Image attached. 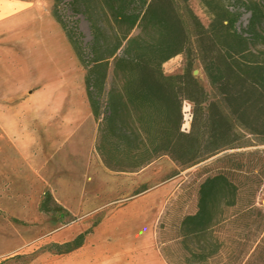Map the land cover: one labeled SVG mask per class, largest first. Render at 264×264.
<instances>
[{
	"label": "trees",
	"instance_id": "obj_1",
	"mask_svg": "<svg viewBox=\"0 0 264 264\" xmlns=\"http://www.w3.org/2000/svg\"><path fill=\"white\" fill-rule=\"evenodd\" d=\"M54 1L53 17L86 71L89 106L99 121L95 150L110 172L138 173L164 157L177 167L195 164L237 128L264 140V0H237L235 6L197 0L207 26L192 0H71L73 14L89 24L88 59L75 41L78 28L70 31L57 17L62 0ZM239 6L250 15L243 30L237 27L241 13L231 11ZM183 53L185 71L166 75L162 63ZM195 62L210 92L193 75ZM178 96L192 101L189 130ZM263 187L264 149L221 157L199 186L196 210L176 215L170 229L164 222L172 213L168 202L156 227L162 257L168 264H264ZM40 211L67 214L50 191ZM91 233L41 252L69 254Z\"/></svg>",
	"mask_w": 264,
	"mask_h": 264
},
{
	"label": "rangeland",
	"instance_id": "obj_2",
	"mask_svg": "<svg viewBox=\"0 0 264 264\" xmlns=\"http://www.w3.org/2000/svg\"><path fill=\"white\" fill-rule=\"evenodd\" d=\"M70 1L62 0L56 14L70 31L74 26L78 28L81 37L80 40L75 38V41H79V48L85 59H88V48L92 41L89 24L83 16L73 14L69 6ZM225 1L227 5L235 6L238 3L241 5L237 0ZM54 5V0H38L39 14H36L35 20L28 21L24 28L17 32L0 33V96L8 98L17 89L19 93L9 100L34 99L36 102L49 105L48 109L29 111L25 125L22 122L25 131L39 141L48 139L56 126L61 132L65 129L68 133V126L75 123L77 119L75 112L79 109L89 111L88 120L76 132L74 147L62 151L54 161L49 160V164L41 172H33L29 168L0 127V223L2 222L4 227L5 224L9 225L11 251L16 250L15 256L24 255L23 258L9 259L6 264H42L41 260L36 262L34 258L43 254L40 253L41 250L51 243L50 239L57 232L62 233L58 240L65 241L69 237L70 227H80L83 224L93 227L105 216V211H101L91 221H85L82 217L75 218L69 215L65 217L64 213L61 215L63 219H60L59 215H46L40 211L46 191H50L53 197L60 198L63 202L80 200L83 192L86 195L88 193L93 195V191L98 192L100 202L103 198L106 202L110 199H121L120 202L105 209L110 212L123 204L129 191L132 193L135 191V185L138 194L156 189L162 192V198L170 197L169 203L173 202L172 213L164 221L166 229H170L172 223L176 221V215L196 210L199 186L207 175L215 172L217 161L221 157L240 151L264 149V140L237 128L223 143L206 149L195 164L186 167H177L169 158L164 157L133 175L115 176L97 172L96 175L91 174L93 169L97 170V162H93V159L96 158L94 143L99 121L93 117L89 106L85 87L86 71L61 26L53 17ZM191 6L202 23L207 26L209 18L199 2L192 0ZM231 9L241 13L237 27L239 30L245 29L249 13L241 6ZM51 38H61L64 42L74 63L73 71L80 76L83 84L81 97L78 100L69 99L61 106L56 104V97L50 92L49 83L39 79L40 63L34 58L41 49L47 48ZM187 62V54H180L163 67V71L170 76L182 74ZM195 70H199L196 78L200 85L210 92L207 79L198 62L193 66V72ZM109 81L108 78L107 83ZM2 111L5 110H0ZM184 113V128L189 130L191 106L186 108ZM258 204L264 208V187L258 197ZM155 226L156 220L154 235ZM46 257L45 262L48 263L49 256Z\"/></svg>",
	"mask_w": 264,
	"mask_h": 264
},
{
	"label": "crops",
	"instance_id": "obj_3",
	"mask_svg": "<svg viewBox=\"0 0 264 264\" xmlns=\"http://www.w3.org/2000/svg\"><path fill=\"white\" fill-rule=\"evenodd\" d=\"M38 11V0H0V33H14L24 28L28 21L35 20L36 14H39ZM17 93L19 91L15 89L8 98L0 96V110H5L0 112V127L13 142L16 151L25 159L29 168L33 172H41L49 164V160L54 161L62 151L74 147L76 132L88 120L89 111H86L77 123L69 124L68 133L65 129L61 132L56 126L48 139L39 141L25 131L22 122L25 125V118L29 111L44 110L50 107L47 103L36 102L34 99L9 100ZM75 129L76 131L73 132ZM95 143L96 158L93 159V162H97V170L93 169L91 174L96 175V172L115 176L137 174H117L107 170L96 153ZM33 145H37V147L33 148ZM88 162L90 164V159ZM134 188L135 191L133 193L129 191L123 204L110 212L105 209L120 202L121 199H110L106 202L103 198L100 202L97 191H93V195L91 193L86 195L83 192L80 200L77 199L73 202H63L54 196L57 203L65 209L67 213L65 217L69 215L91 221L101 211H105V216L93 227H89L87 224L70 227L69 237L65 241L58 240L62 236L61 232H57L50 239L51 243L64 244L92 229V233L86 237L84 245L78 250L64 255L40 252L43 254L36 255L34 260L36 259V262L41 260L42 264H168L157 247L156 227L166 210L170 197L162 198V192L156 189L138 194L136 185ZM119 192L121 191L119 190ZM59 218L63 219L62 216ZM154 220H156L155 235ZM73 221L75 220L73 219ZM10 244L9 225L5 224L4 227L1 222L0 262L15 257L16 250L11 251ZM46 256H49L48 263L45 262Z\"/></svg>",
	"mask_w": 264,
	"mask_h": 264
},
{
	"label": "bare ground",
	"instance_id": "obj_4",
	"mask_svg": "<svg viewBox=\"0 0 264 264\" xmlns=\"http://www.w3.org/2000/svg\"><path fill=\"white\" fill-rule=\"evenodd\" d=\"M34 58L40 63L39 79L49 83V90L55 95L57 105L61 106L69 99L78 100L81 97L82 80L73 71L74 63L61 38H51L47 48L41 49ZM85 113L80 109L75 112L77 119L74 122L77 123Z\"/></svg>",
	"mask_w": 264,
	"mask_h": 264
},
{
	"label": "clouds",
	"instance_id": "obj_5",
	"mask_svg": "<svg viewBox=\"0 0 264 264\" xmlns=\"http://www.w3.org/2000/svg\"><path fill=\"white\" fill-rule=\"evenodd\" d=\"M176 57H171L168 60L164 61L162 63V67H166L168 64H170ZM177 99L180 101L181 106V117H182V123H183V113L189 106L192 105V101H190L186 96H178Z\"/></svg>",
	"mask_w": 264,
	"mask_h": 264
},
{
	"label": "water",
	"instance_id": "obj_6",
	"mask_svg": "<svg viewBox=\"0 0 264 264\" xmlns=\"http://www.w3.org/2000/svg\"><path fill=\"white\" fill-rule=\"evenodd\" d=\"M199 74V70H195L194 72H193V75L196 77L197 75Z\"/></svg>",
	"mask_w": 264,
	"mask_h": 264
}]
</instances>
